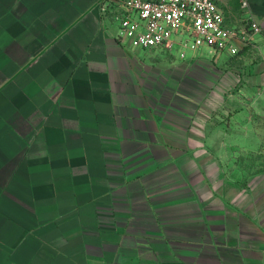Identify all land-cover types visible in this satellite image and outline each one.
I'll use <instances>...</instances> for the list:
<instances>
[{
	"label": "crops",
	"instance_id": "crops-1",
	"mask_svg": "<svg viewBox=\"0 0 264 264\" xmlns=\"http://www.w3.org/2000/svg\"><path fill=\"white\" fill-rule=\"evenodd\" d=\"M100 2L0 0V264H264V0H216L260 25L241 89H191Z\"/></svg>",
	"mask_w": 264,
	"mask_h": 264
},
{
	"label": "built area",
	"instance_id": "built-area-1",
	"mask_svg": "<svg viewBox=\"0 0 264 264\" xmlns=\"http://www.w3.org/2000/svg\"><path fill=\"white\" fill-rule=\"evenodd\" d=\"M100 9L131 48L176 49L181 58L203 47L214 56L237 55L260 30L250 12L240 25L227 22L216 0H101Z\"/></svg>",
	"mask_w": 264,
	"mask_h": 264
},
{
	"label": "rangeland",
	"instance_id": "rangeland-1",
	"mask_svg": "<svg viewBox=\"0 0 264 264\" xmlns=\"http://www.w3.org/2000/svg\"><path fill=\"white\" fill-rule=\"evenodd\" d=\"M242 22V21H241ZM240 23V22H239ZM251 44V40L248 43L247 46L244 47L237 55H246V59L242 57H238L233 62H223V60L220 59V57L215 58V56H211L208 52L207 48H198L196 51H189L185 50V57H195V59L190 62L191 66L190 69V78L188 84L190 85L191 89H220L221 86L224 89H241L244 85L249 87L252 84V76L255 74V72L251 71V59L252 57H255V55L258 53L256 50L253 49ZM154 50H148L149 53H156V55L162 54L163 60L165 62V65H168V63H171L175 56L180 57L176 49H172L171 53L170 51L161 50L160 52H155ZM240 54V55H239ZM245 59V60H244ZM253 63V62H252ZM234 65L239 70L229 71L228 74H226L225 65ZM230 69V68H229ZM209 71H212V74L209 73ZM242 71L244 74H246L245 78H240L239 75L242 74ZM206 73V74H205ZM209 75L211 77V82L209 81L208 77ZM239 74V75H238ZM193 79V80H192ZM186 83V82H185ZM234 107V106H233ZM237 108H235L234 111H236ZM243 118H251L253 117L255 119V123L257 124V133L261 135V137L264 138V108H257L253 111L251 109H246L245 114L241 115ZM261 155L264 154V141H261L260 148H259Z\"/></svg>",
	"mask_w": 264,
	"mask_h": 264
}]
</instances>
